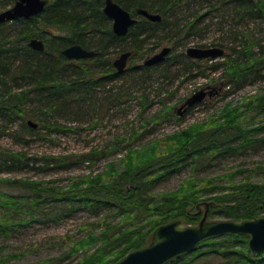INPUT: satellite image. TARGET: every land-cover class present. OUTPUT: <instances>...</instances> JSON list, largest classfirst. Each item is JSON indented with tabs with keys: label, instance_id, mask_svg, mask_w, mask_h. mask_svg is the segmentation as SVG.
I'll return each instance as SVG.
<instances>
[{
	"label": "trees",
	"instance_id": "obj_1",
	"mask_svg": "<svg viewBox=\"0 0 264 264\" xmlns=\"http://www.w3.org/2000/svg\"><path fill=\"white\" fill-rule=\"evenodd\" d=\"M0 1L3 10L15 0ZM115 1L132 13L137 8L159 13L161 20L150 21L138 16L127 34L118 36L112 32L111 20L103 12L104 0H47L44 10L36 16L0 23V118L9 123L18 118L23 120L22 130L16 132L19 141L27 143L33 133L42 129L47 135L69 129L66 123L54 120L57 116L53 112L62 117L84 114L87 95L126 71L115 70L112 58L108 56L111 49L131 50L130 58L138 53L141 58L162 40L171 41L173 49L184 45L188 38L200 33L201 23L206 21L209 25L217 21L218 16L220 22L233 25L243 20L264 18V0ZM31 38H41L44 50L31 48L28 45ZM152 39H156L154 45L146 47ZM71 44L94 49L97 54L90 58L68 59L62 50ZM224 49L227 53L222 55L223 60L214 62L211 67L222 70L227 85L238 87L247 80L264 77V43L261 40L247 36ZM178 55L185 56L183 52ZM185 57L189 63L199 65L196 60ZM136 67L150 77L157 66L141 64L130 68ZM167 72L168 66L158 70L162 76ZM34 100L45 109L39 110L37 118L33 108L27 106ZM245 106L263 114L258 126H244L238 107L227 104L211 121L177 133L178 138L170 149L159 153L152 151L137 159L127 154L120 167L88 175L68 189L41 186L36 181L4 180L20 183L25 188L16 199L23 198L31 203L55 202L66 212L82 207L95 214L105 211L87 223L92 227L91 232L74 240L68 252L49 258L43 264H60L79 251L82 256L77 264H112L130 251L148 245L153 230L161 224L175 219L185 224L198 222L202 213L193 211L202 201L211 202L207 214L240 220L260 217V212L264 211V181L254 182L248 178L236 181L234 175L239 170L224 174L228 184L215 181L222 175L187 179L170 192L153 190L158 177L179 170L181 166L189 165L200 172L215 157L243 153L253 143L264 142V133L261 137L255 136L264 131V94L249 96ZM27 117H35L37 126L25 122ZM24 156L23 152L0 150V169L21 163ZM81 159L92 160L94 157L87 153ZM69 163L66 158H61L56 165ZM14 204L18 206L16 202ZM12 226L0 224V230L8 233ZM210 254L220 257L213 264H264V252L253 255L247 235L241 233L204 240L193 252L175 257L166 264H190ZM203 263L210 264L209 261Z\"/></svg>",
	"mask_w": 264,
	"mask_h": 264
},
{
	"label": "rangeland",
	"instance_id": "obj_2",
	"mask_svg": "<svg viewBox=\"0 0 264 264\" xmlns=\"http://www.w3.org/2000/svg\"><path fill=\"white\" fill-rule=\"evenodd\" d=\"M219 17L209 25L206 21L201 23L200 33L191 36L176 49H173L171 41L162 40L141 58L139 53L129 58L126 71L115 80L95 87L94 92L87 95L84 114L62 117L53 112L57 116L54 120L67 124L69 129L65 131L47 135L42 129L23 143L16 138V132L22 130L23 120L18 118L9 123L0 118V150L25 154L23 163L0 169V224L14 225L8 233L0 230V264H43L49 258L68 252L74 240L91 232L92 227L87 223L105 213L102 210L95 214L83 207L66 212L55 202L31 203L23 198L16 199L17 194L25 192V188L20 183L11 184L4 180L36 181L41 186L68 189L88 175L120 167L122 158H126L127 154L137 159L152 151L159 153L170 149L178 138L177 133L192 125L211 121L227 104L238 107L244 126L256 127L261 123L263 114L256 108L246 109L245 102L249 96L264 94V77L247 80L238 87L227 85L222 70L211 67L214 62H221L222 56L193 59L199 65L189 63L185 57L189 46L225 48L247 36L264 43V18L243 20L233 25L220 22ZM155 40L148 41L146 47L153 46ZM211 42L215 43L211 45ZM164 46H170L171 52L155 64L157 67L152 69L150 77L141 68H130L140 66ZM179 52H183L185 58L178 55ZM120 53L111 49L108 56L113 61ZM165 66H168L169 72L166 76L159 75V68ZM200 92L203 96L199 101L192 105L185 103ZM35 102L27 106L33 108L37 118L39 110L45 109ZM24 120L38 122L35 117ZM263 133L262 130L255 136L261 137ZM41 135L44 137L41 138ZM87 153H92L94 159H81ZM224 155L213 158L200 172L186 165L158 177L153 190L170 192L178 189L187 179L200 180L222 175L215 181L228 184L224 174L234 170H239L234 175L236 181L245 178L254 182L264 181V142L253 143L243 153ZM61 158L70 163L57 166L56 162ZM210 204L209 201L198 203L193 213L201 212V219L205 217V221L228 219L207 214ZM259 215L264 217V211ZM81 256L82 251H79L60 264H77ZM219 260L220 257L210 254L190 264H204V261L213 264Z\"/></svg>",
	"mask_w": 264,
	"mask_h": 264
},
{
	"label": "water",
	"instance_id": "obj_3",
	"mask_svg": "<svg viewBox=\"0 0 264 264\" xmlns=\"http://www.w3.org/2000/svg\"><path fill=\"white\" fill-rule=\"evenodd\" d=\"M47 0H15L6 9L0 11V23L16 18H29L41 13ZM104 14L111 20L112 32L118 36L126 35L129 28L143 16L150 21L161 20V15L145 8H137L135 13L122 7L115 0H104ZM28 45L38 51L44 50L41 38H31ZM171 52L170 46H164L159 52L146 58L144 65H154L163 61ZM131 50H125L116 57L112 64L117 72H123L131 56ZM225 53L221 47L189 46L185 54L191 59L216 58ZM62 54L68 59L90 58L97 54L94 49H88L80 44H71L63 48ZM203 92L188 98L185 103L192 105L199 101ZM27 123L36 127L37 123L28 120ZM227 233H241L248 237V246L253 255L264 252V217L253 219H220L205 221V217L196 223L183 224L180 220H171L157 226L148 245L130 251L122 259L112 264H166L175 257L193 252L204 240L216 238Z\"/></svg>",
	"mask_w": 264,
	"mask_h": 264
},
{
	"label": "flooded vegetation",
	"instance_id": "obj_4",
	"mask_svg": "<svg viewBox=\"0 0 264 264\" xmlns=\"http://www.w3.org/2000/svg\"><path fill=\"white\" fill-rule=\"evenodd\" d=\"M116 70V69H115Z\"/></svg>",
	"mask_w": 264,
	"mask_h": 264
}]
</instances>
